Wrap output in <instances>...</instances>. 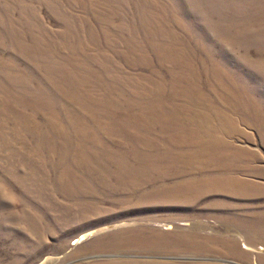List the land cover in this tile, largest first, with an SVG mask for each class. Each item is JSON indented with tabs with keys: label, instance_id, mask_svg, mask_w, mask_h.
<instances>
[{
	"label": "rangeland",
	"instance_id": "obj_1",
	"mask_svg": "<svg viewBox=\"0 0 264 264\" xmlns=\"http://www.w3.org/2000/svg\"><path fill=\"white\" fill-rule=\"evenodd\" d=\"M263 215L264 0H0V264H264Z\"/></svg>",
	"mask_w": 264,
	"mask_h": 264
},
{
	"label": "bare ground",
	"instance_id": "obj_2",
	"mask_svg": "<svg viewBox=\"0 0 264 264\" xmlns=\"http://www.w3.org/2000/svg\"><path fill=\"white\" fill-rule=\"evenodd\" d=\"M187 124V123H186ZM196 128V126H195ZM214 133H216V130L214 127H212L209 122L207 120L203 121L200 125V128L198 130V140L199 145H200V149L198 150V152L194 153L195 157H198L199 159L201 157H206V158H210L213 157V154L209 151L212 150V143L211 140L214 139ZM135 135V134H134ZM196 137V138H197ZM197 140V141H198ZM134 141V140H133ZM141 145V144H140ZM146 145V144H145ZM172 148V147H171ZM189 149V148H188ZM167 150V149H166ZM185 151V150H184ZM183 151V152H184ZM217 152V151H216ZM223 154V153H222ZM156 155V154H155ZM142 156V155H141ZM151 158V157H150ZM178 158V157H177ZM188 158V157H187ZM158 159V158H157ZM213 159V158H212ZM210 161V160H209ZM219 161V160H218ZM212 162V161H210ZM222 162V161H221ZM186 163V162H185ZM226 163V162H225ZM181 164V163H180ZM188 164V163H187ZM145 165V164H144ZM173 165V164H172ZM206 166V165H205ZM214 166V165H213ZM226 166V165H224ZM194 167V166H193ZM211 167V166H209ZM216 167V166H215ZM221 168V166H219ZM151 168V167H150ZM176 170V169H175ZM199 170V169H198ZM197 170V171H198ZM203 170V169H202ZM205 170V169H204ZM188 171V170H187ZM190 171V170H189ZM214 171V170H213ZM159 172V171H158ZM157 173V172H156ZM160 173V172H159ZM210 173V172H209ZM187 174V173H186ZM155 175V174H154ZM169 175V174H168ZM182 175V174H181ZM209 175V174H208ZM176 176V175H175ZM203 176V175H202ZM215 177V176H214ZM232 177V176H231ZM158 178V176H157ZM160 178V177H159ZM198 178V177H197ZM209 179V178H208ZM203 180V179H202ZM157 181V180H156ZM189 181V180H188ZM191 181V180H190ZM195 181V180H193ZM207 182L209 181V183L204 181L202 182H198L196 183V185L198 184L202 190H211L212 188L215 189V191L218 192H223V193H235L236 192V187H238L239 185H244L245 183L240 181V180H234L231 179L228 176H220V177H216V178H210L209 180H206ZM187 183V182H186ZM189 184V183H188ZM195 184V182H194ZM190 185V184H189ZM188 185V186H189ZM250 185V184H249ZM187 186V185H186ZM192 186V184H191ZM252 187V186H251ZM246 189V188H245ZM197 191V190H196ZM249 191V190H247ZM202 192V191H201ZM253 192V191H252ZM245 193V192H244ZM243 193V195H244ZM247 195V194H246ZM251 198V197H250ZM264 217V215H263ZM261 218V217H260ZM252 221V220H251ZM264 221V220H263ZM260 222V221H259ZM247 224V223H246ZM241 229H246L248 231V233H250L253 236H258L262 239H264V226H261V224L259 225H245V226H241ZM225 229H223L224 231ZM223 233H227V232H223ZM222 233V235H224ZM91 233H84L82 235L83 237L89 236ZM81 238V237H80ZM243 249L245 250L246 253L248 252H254V253H261L262 251H264L263 247L260 248H254L253 245H250L249 243L243 241L242 243ZM263 258V257H262ZM264 260V259H263ZM261 261V260H260Z\"/></svg>",
	"mask_w": 264,
	"mask_h": 264
}]
</instances>
